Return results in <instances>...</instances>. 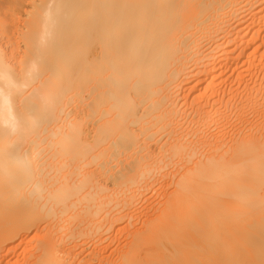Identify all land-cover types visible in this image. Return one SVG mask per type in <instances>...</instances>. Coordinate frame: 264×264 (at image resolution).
Here are the masks:
<instances>
[{"label":"bare ground","instance_id":"6f19581e","mask_svg":"<svg viewBox=\"0 0 264 264\" xmlns=\"http://www.w3.org/2000/svg\"><path fill=\"white\" fill-rule=\"evenodd\" d=\"M0 32V264H264V0H0Z\"/></svg>","mask_w":264,"mask_h":264},{"label":"rangeland","instance_id":"374dc122","mask_svg":"<svg viewBox=\"0 0 264 264\" xmlns=\"http://www.w3.org/2000/svg\"><path fill=\"white\" fill-rule=\"evenodd\" d=\"M0 43L2 44V46L7 50V52L9 51V44L7 43V38H5V36L4 35H2L1 34V32H0ZM150 216L151 215H149V219H150ZM153 216H151V218H152ZM152 220V219H151ZM135 224H139V223H136V222H134L132 225L133 226H135L134 228L135 229H137L136 227H141V224H139L138 226L137 225H135ZM132 230V229H131ZM133 231V230H132ZM126 234V233H125ZM124 234V235H125ZM34 243V242H33ZM33 243L32 242H29V244L27 243H25V244H23L21 247H25L26 248V245L28 246L27 248H30L32 245H33ZM16 245V244H15ZM21 247L19 248V247H16V250L14 249V251H12V252H10L9 253V255H7V259L8 260H12L13 262H15L14 260H16V261H18V260H21V258H22V255H23V251L21 250ZM18 248V249H17ZM14 252V253H13ZM14 259V260H13ZM8 262V261H7ZM3 264H6V263H3Z\"/></svg>","mask_w":264,"mask_h":264}]
</instances>
